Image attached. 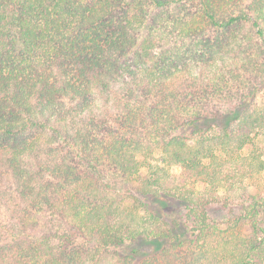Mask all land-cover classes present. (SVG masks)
Returning a JSON list of instances; mask_svg holds the SVG:
<instances>
[{"label": "trees", "instance_id": "obj_1", "mask_svg": "<svg viewBox=\"0 0 264 264\" xmlns=\"http://www.w3.org/2000/svg\"><path fill=\"white\" fill-rule=\"evenodd\" d=\"M0 264H264V0H0Z\"/></svg>", "mask_w": 264, "mask_h": 264}, {"label": "rangeland", "instance_id": "obj_2", "mask_svg": "<svg viewBox=\"0 0 264 264\" xmlns=\"http://www.w3.org/2000/svg\"><path fill=\"white\" fill-rule=\"evenodd\" d=\"M230 214L226 209L221 208L219 205H212L209 209V215L216 220H223Z\"/></svg>", "mask_w": 264, "mask_h": 264}]
</instances>
